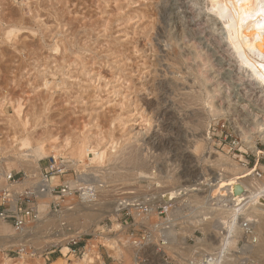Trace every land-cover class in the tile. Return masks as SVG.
Returning a JSON list of instances; mask_svg holds the SVG:
<instances>
[{"label": "rangeland", "instance_id": "obj_1", "mask_svg": "<svg viewBox=\"0 0 264 264\" xmlns=\"http://www.w3.org/2000/svg\"><path fill=\"white\" fill-rule=\"evenodd\" d=\"M208 4L209 0H0V172H12L23 177L13 184H8L2 177L0 193L5 189L4 185L14 192H23L38 183L37 176L41 175L47 176L52 186H57L86 174L89 176V188L97 198L115 199L120 194L127 198L133 196L131 200L135 201L149 197L152 204L165 208L157 198L160 189L171 188L174 184L194 185L199 176L204 182L213 179L216 170L211 168L212 162L210 164L206 160L208 147L250 168L257 164L264 166V139L258 136L260 133L253 127L264 122V100L254 95L256 89H252V84L249 87V83L240 81L244 73L237 68L235 54L231 53L221 37L226 35L225 29L222 35L211 31L215 26L224 25L209 10ZM207 18H217L219 26L212 23L213 20L208 22ZM14 27L20 28L19 32L7 40L4 31ZM194 50L204 59L201 60L200 56L194 59ZM184 55H192L195 61L191 57L188 60V56L184 59ZM200 60L212 70L206 69L208 75L201 69L206 66ZM175 67L177 70H174ZM190 68L198 69V74ZM186 70L196 73L190 75ZM195 74L199 76L196 78ZM209 74H212L211 77ZM204 75L214 79V82L207 81ZM202 79L206 83V90ZM206 87L213 91H208L206 95ZM215 89L219 92L212 95ZM191 91H195V94L199 93L196 91L201 92L195 95ZM188 93L198 96L200 100L193 97L191 100ZM208 95L215 105L224 104L225 111L216 115L209 113ZM197 119L204 120L202 126H194ZM23 129V134H33L30 136L34 140L45 137V144L51 141L61 145L66 137L70 142H75L93 133V139L105 138L102 137L101 146L108 151L129 147L133 139H124L142 129L143 137L134 140L138 167L135 163L123 165L121 158L115 161L108 153L102 161H90L89 158L93 157L91 152H87L82 159L69 157L70 145H65L59 146L56 156L52 154L41 160L39 173L31 176L16 160H8V156L16 153L15 139L23 135ZM203 134L210 142L207 149L196 155L193 152L195 140ZM49 135L53 137L51 140L48 139ZM249 142L260 153L256 154ZM238 155L245 160L240 161ZM140 170L146 172L147 176L156 172L140 178L136 174ZM116 171L124 172L122 176L125 180L116 177L119 174ZM255 172L262 173L259 167ZM165 175L172 178L179 176L168 181ZM228 175L226 173L225 177ZM29 178L33 182L23 184ZM172 181L175 183L170 184ZM128 189H134L136 194H126L125 190ZM73 191V194L62 198L61 209L79 202L81 191ZM134 196L137 198L134 199ZM37 198L26 200L38 206L41 215L37 221L25 226L29 238L24 246H1L0 264L3 257L25 264H61L64 246L68 247L66 264H84L85 261L81 262L80 259L85 253L91 255L89 264H132V249L118 245L117 248L121 250L116 256L118 249L113 250L108 246L110 241L107 240L114 235L102 236L114 231L119 238L118 243L127 241L117 217L118 212L114 219L105 215L97 220V224H87L90 226L88 231L74 238L78 240L74 253L69 250L70 238L82 229L76 225L68 226L63 228L66 234L63 241L61 238L51 241L46 236L57 230L56 225L49 221L50 214L56 213L51 212L52 196L41 197L37 194ZM43 204L45 207L39 209ZM183 211L189 217L190 224L199 227V213H194V207L186 206ZM42 217L49 222L34 233L30 231ZM79 222L84 223V219L79 218ZM193 226L178 230L183 233V236L176 238L178 245L185 242L186 236L189 245L195 244L193 235L206 238L207 234L204 235L200 229L201 234H193ZM0 227L6 228L5 235L18 234L9 222L0 221ZM68 228L75 229L68 232ZM211 240L216 242L214 234ZM111 242L115 244L114 240ZM246 242L245 235L238 236L230 251H238ZM186 250L182 254L190 258L192 251H199V247ZM98 256L100 260H97Z\"/></svg>", "mask_w": 264, "mask_h": 264}, {"label": "bare ground", "instance_id": "obj_2", "mask_svg": "<svg viewBox=\"0 0 264 264\" xmlns=\"http://www.w3.org/2000/svg\"><path fill=\"white\" fill-rule=\"evenodd\" d=\"M209 3H210V5L208 4V6H210L209 10L215 13L217 15V18L223 21L222 24L224 25V26H221V25L219 26L220 23L218 22L217 18H211V19L207 18L206 20L208 22L209 21L211 22V20H213L212 23L216 25L218 24L219 26V27L211 26V27H214V28L210 27L211 31L213 32L217 31L218 34L222 35L223 33L221 34V32H223V30L225 29L226 35L225 36L222 35L221 37L224 38L225 42L227 43L228 48L231 49L232 51L231 53L235 54V56L234 54L233 55L231 54L230 56H234L237 58L236 63H235L237 68L240 69L244 73V75H241L240 81H242V83H244L243 81L247 82L245 84L249 83V87H250V84H252V89L253 88L256 89L254 95L264 100V0H209ZM205 15H209V13H206ZM19 30L20 28H16V27L6 29L4 31V36L7 40H11L13 37L17 35ZM219 40L221 41L223 39H219ZM193 52H195V50ZM197 52L202 53L199 50ZM197 52H195L193 56L191 55L194 59L200 56V54ZM175 55H178V54L175 53ZM186 56L184 55V59ZM191 56H188L186 58L190 60L189 58ZM201 56H200V59L201 60L204 59V57H201ZM192 57L191 59L193 61L194 59ZM177 62H180V61H177ZM201 62L203 63V61ZM172 63L174 64V62ZM206 63H210V62H206ZM210 64H207V65H210ZM174 66H177V65H174ZM209 67H212V66H209ZM207 68H208L207 66L206 67L202 66L201 69H204V71H206L207 73V70H206ZM174 70H177V67H175ZM194 70H196V72L198 71V69L196 68H194ZM192 72H189L191 73L190 75L196 73V72L194 73ZM197 74H195L194 76L195 77L199 76L200 72H199V75ZM207 75H204L205 78L208 77ZM209 75H210L209 77H211L212 74H209ZM200 76H203V74H201ZM208 78H207V81H210L211 79H208ZM197 80L198 79H196L195 82L198 83L199 80L198 81ZM202 80H203L201 81L202 83L205 82L204 79ZM218 83L219 82H217V84ZM205 84H204V89L206 86ZM213 84L214 83H212V85ZM170 85H173V84L171 83ZM210 88H212V86ZM216 88H218L219 90L221 89L219 87H216ZM207 89L208 90L205 91L206 95L208 91H213V90H210L209 88ZM217 90L215 89V91L212 92V95H215L214 94L215 92H219ZM247 90L248 89L246 88V91ZM191 92L192 94H195L194 93L195 91H191ZM196 92H199V93L195 95H199L201 91H196ZM202 93H204V91H202ZM192 94L188 93V95L190 96ZM195 95H192L191 97L189 96V98L190 99L192 97L199 98L198 96L195 97ZM209 95L207 96L209 97V100H208L209 105L208 104L207 105L209 106V109L211 111L209 113L216 115L217 113H221L225 111L223 107L224 104L222 106L215 105L214 101H212L213 98L211 99V96ZM187 99L188 97L186 98V100ZM197 100H200V98ZM230 100L231 99H229V101ZM263 100H261L260 102H263ZM229 104H228V107H229ZM204 112L206 111L204 110ZM223 114L224 113H222V115ZM261 119L260 121L262 120L264 121V117L262 120ZM203 122L204 120L197 119L196 124L194 126L196 125L202 126ZM263 123L264 122L258 123L256 127L253 126L257 130L256 132L260 133L258 136L261 137L262 139H264V124ZM147 129H144V130H147ZM24 132H25V129L22 130V134ZM142 132H143L142 129L138 130L137 132H134L132 136H129L124 139V140L133 139V142L129 143V147H123L118 150H111V151L110 150L108 151L107 148L105 149L101 146V142H103L101 140L104 137L101 136V138L93 139L92 138L93 133L87 134L83 138H79L77 140L74 139L75 142H70L69 141L70 139L66 137L63 142L64 144L61 145V144L54 143L51 141L45 144V141H46L45 137L36 138L34 140L32 139L33 137H31L33 134L28 132L30 134H23L22 136H20L19 138L17 137L16 139H15V136L13 137L15 139V142L17 143V147L15 149L16 153L8 156V160H16L18 162V165L21 168H23L31 176H34L36 173H39V170H40L39 162L41 160L47 158L48 156L52 154L56 156V153L59 152V146L64 147L65 145L66 146L70 145L69 146L70 147L69 157L77 156L78 159H82L84 156H86L87 152H91L93 154V157L89 158L90 161H102L108 153L115 161L118 160V158H121L123 165H125L126 163H135L134 165L138 167L139 158H137V154H134L137 150L136 149L137 145L135 144L134 140H137L139 137H143ZM125 136L126 135H124V137ZM52 138L53 137L49 135L48 139L51 140ZM244 138L243 139L247 142L248 139H246L247 138L246 135ZM55 140L56 138L53 139V141ZM209 142L210 140L206 139L204 137V134L202 135L201 138H196L195 149L193 152L197 153L196 155L201 154L205 148L207 149V145ZM251 145H252L251 147L254 148L253 151L256 154L260 153L254 144H251ZM208 150L209 152L207 153L206 160L208 159L210 164L212 162L211 168L213 167L217 171V172L216 171L214 172L213 179H208L206 182H204L205 180H200L201 177L198 175L199 178L196 179L197 183H195L194 185L193 184L191 185L189 184L180 185L179 184L175 186L174 184V186H172L171 188L163 187L164 189H160V191H158L157 198L161 201L163 205H165V208L167 209L168 216L166 218L167 219L172 218L171 212L173 209V205H176L175 203H179L181 207L192 206L194 207V213H197V214L199 213L198 215L199 229L204 233V235L206 234L207 235H206V238L204 236L196 237L193 235L195 244L186 246V249H187L186 251H190L198 247L200 251L199 254H201V252H204V251L208 253H214L215 251V256H216L215 264H264V166H259L257 164L256 167L250 168L246 166L245 164H241L239 162L233 161L229 156H226L225 154L220 153L219 151L213 150L212 147H208ZM225 150L227 151L228 149H225ZM238 158L240 161L243 160L242 155H238ZM119 166L121 167L122 165H119ZM119 166L117 167L115 166V167L118 168ZM258 167L261 169V172H262L261 174L255 172ZM116 172H115V175L119 173L116 175V177L118 176L119 179L125 180L123 179L124 176H122L124 175V172H121V171L120 172L118 171L117 173ZM155 172L156 171L149 173L151 175L148 174V176H152V174L153 173L155 174ZM5 173L7 174L8 172H3V171L0 172V179L4 177ZM137 173L138 175H140V178L148 177L147 173L144 172L143 170L137 171L136 174ZM226 173L230 175H228V177H225ZM165 176L167 177V175ZM178 176L179 175H177V177ZM125 177L128 178L129 176H127L126 174ZM37 178L39 179V182L36 184H42L43 186L48 188V191L46 193L44 194L41 193L38 195H40L41 197L51 196V193L49 191H51L53 186L51 182L49 181L48 177L47 176L42 177L41 175V176H37ZM176 178H172L171 176V177H167V180L171 181V179H176ZM29 182L32 183L33 180H30V178L25 179L23 184H26ZM66 182L68 183L70 187L79 188V190L81 191V195L78 200L79 202H75L72 206H69L67 208L60 209L55 214H50L51 219H49V221H52L57 227V230L53 231L49 236H46L51 241L58 240L60 238H61V241H63L62 238L66 236L63 228H66L68 226L70 227L72 225H76L78 229H82L75 233L76 236L81 235L85 231H88L90 226L87 224H90V223L97 224V220L102 218L105 215L107 216L109 215L112 219H114L117 215V212L119 209L118 207L120 203H122L123 205H126V204H131L134 202L131 200L133 196L130 198H127L126 196H121L120 194H118L117 196L119 197H116L115 199L108 200V199L97 198V196L92 193L91 191L92 189L89 188L90 186L89 176L86 174H81L80 176H78V179L76 178L72 180H67ZM165 182H166V179H165ZM173 182L174 181L170 182V184H173ZM166 183H169V182H166ZM3 187L6 189L8 186L4 185ZM141 200L142 199H136L135 201H141ZM143 200H146V199L143 198ZM108 206H112V208L111 209L108 208L107 210ZM40 207L41 208L39 209H42L45 206L43 204V205H40ZM134 215H135V218L140 216L139 214H134ZM79 218L84 219V223H80ZM43 219L44 217H42L39 223H37L35 227L33 226L30 229V231L34 233V231H37L45 223L49 222L48 220H43ZM114 225L116 226V224ZM4 230H6V228L0 227V247L5 246V245H12V244L24 246L25 242L27 241V238H29L30 236L28 235L29 234V232L27 231L28 228H25V227L19 230L15 229L16 231H18L17 232L18 234H14V235H5L6 233ZM212 234L215 235L216 242H212L211 240ZM244 235L247 238V242L241 247V249H238V251L231 252L230 246H232L235 243L238 236H244ZM181 236H183V233H179L178 237H181ZM107 240L110 241L108 246H110L113 250L118 249L116 251L117 253L116 256H118L120 254L119 250H121V248H117V245L112 244L111 241L113 239H107ZM178 244L179 243L177 242V245H175L174 248H176L177 251L180 252ZM67 250H68V247L66 246L62 248V254L64 258L62 259L61 264H66L67 262V259L65 258ZM88 254L85 253L82 259H80L81 262L85 261L83 262L84 264L85 263L89 264L90 261L92 260L91 255L90 254L88 255ZM3 259L4 260L2 264H25L22 261H17L11 258L3 257ZM97 260H100L99 256L97 257ZM40 264H44V263L41 262Z\"/></svg>", "mask_w": 264, "mask_h": 264}, {"label": "built area", "instance_id": "obj_3", "mask_svg": "<svg viewBox=\"0 0 264 264\" xmlns=\"http://www.w3.org/2000/svg\"><path fill=\"white\" fill-rule=\"evenodd\" d=\"M4 179L8 184H12L19 182L23 177H18L17 174L11 172L5 174ZM75 189L79 190V188L71 189L66 181L53 186L49 191L52 196L50 202L51 212L59 211L63 207L64 200L62 198H66L69 193L73 194ZM47 191L48 188L42 184H35L19 193L9 188L2 189L0 193V221L9 222L17 230L37 221L40 215L38 206L30 204L26 200H36L38 199L37 194H44ZM125 192L130 196L136 194L134 189H128ZM11 194L14 195L11 196ZM148 195L151 196L149 193ZM137 197L135 196L134 199ZM149 200V197H147L146 200L134 201L132 204H119L117 217L120 218V225L124 228L122 229L123 233L125 230L124 236L127 237L124 244L118 243L119 238L114 231L102 236L114 235L109 238L113 239L117 246L124 245L125 248L132 249V264H179L178 262L182 264H215V251L214 253L204 251L199 255L200 251L193 250L190 258L183 256V251L186 250V246H189L188 236L184 237L185 242H181L179 245L180 252L174 248L178 242L176 239L179 236L178 230L184 228L187 230L188 226H193L189 222V217L183 211L184 207L173 205L174 209L170 208L172 209V218L167 219V210L161 205L152 204ZM134 214H139V219H136ZM74 229L68 228L67 231L71 232ZM196 232L201 234L199 227L193 226V234ZM81 235L71 236L70 238L71 248L69 247V250L71 249L74 253L77 250L76 245L78 243V240L74 238ZM96 237L100 239V236L96 235ZM101 245H103L102 242Z\"/></svg>", "mask_w": 264, "mask_h": 264}]
</instances>
